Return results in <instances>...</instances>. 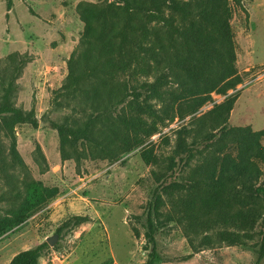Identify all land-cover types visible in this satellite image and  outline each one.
I'll return each instance as SVG.
<instances>
[{"label":"rangeland","instance_id":"rangeland-1","mask_svg":"<svg viewBox=\"0 0 264 264\" xmlns=\"http://www.w3.org/2000/svg\"><path fill=\"white\" fill-rule=\"evenodd\" d=\"M106 1L11 0L7 9L6 0H0V67L7 56H22L25 63L15 79L12 101L24 111L33 110L39 120L36 128L14 127L22 165L12 161L10 140L0 129V264H9L16 254L53 236L39 264H148L144 219L154 194L160 195L162 214L174 211L178 217L182 201L199 191L196 186L205 174L217 175L222 156L236 157L238 134L202 145L186 163L178 164L185 154L179 144L196 145L203 132L200 123H190L191 116L166 120L126 153L119 142L102 149L109 135L102 127L94 132L97 143L81 141L61 148L50 123L63 122L73 112L53 108L52 92L62 84L67 60L84 31L79 8ZM244 8L246 13L235 10L231 19L242 82L226 95L212 93L194 117L236 95L229 126L257 132L264 129V0L244 2ZM259 144L264 147L263 138ZM252 161L257 173L251 183L264 185V159ZM257 201V221L241 233V244L219 239L220 231H234L221 221L194 233L185 221L166 222L164 215L158 216L165 223L155 233V264H264V257L257 261L264 200L260 196ZM74 216L86 221L57 234V228Z\"/></svg>","mask_w":264,"mask_h":264},{"label":"trees","instance_id":"trees-1","mask_svg":"<svg viewBox=\"0 0 264 264\" xmlns=\"http://www.w3.org/2000/svg\"><path fill=\"white\" fill-rule=\"evenodd\" d=\"M250 1L108 0L79 8L84 31L67 60V74L51 99L53 108L68 107L73 112L63 122L50 123L61 148L81 141L97 143L94 132L102 127L109 134L102 149L119 142L122 153H126L152 136L166 120L191 116L190 123H200L203 132L196 145L179 144L185 150L178 162L182 165L202 145L240 136L234 160L227 154L222 156L217 175H212L214 171L205 174L196 186L201 187L199 191L182 201L178 217L174 211L162 214L160 195L154 194L144 219L143 247L148 250V264H155L158 258L155 233L165 223L158 216L164 215L166 222L185 221L194 233L221 221L223 226L234 228L218 233L228 244H241V233L248 232L257 221V199L261 196L264 200V185L251 183L257 173L252 159H264V147L259 144L264 129L250 132L229 126L236 95L226 96L194 117L212 93L226 95L242 82L231 19L235 10L246 13L244 2ZM6 6L10 9L11 0H6ZM24 63L20 54L13 53L0 67V129L9 138L10 157L18 165L22 160L14 127L28 124L36 128L39 124L33 110L24 111L12 101L15 79ZM182 131L186 133L185 128ZM213 206L219 210L213 211ZM85 221L82 216L71 217L56 233ZM203 241L207 243V238ZM47 248V242H41L16 254L9 264H39ZM257 254V261L264 257V217Z\"/></svg>","mask_w":264,"mask_h":264},{"label":"water","instance_id":"water-1","mask_svg":"<svg viewBox=\"0 0 264 264\" xmlns=\"http://www.w3.org/2000/svg\"><path fill=\"white\" fill-rule=\"evenodd\" d=\"M54 240H55V237L53 236V237L47 238L46 242H47L48 245H52Z\"/></svg>","mask_w":264,"mask_h":264}]
</instances>
